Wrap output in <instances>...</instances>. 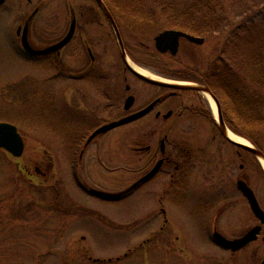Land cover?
Here are the masks:
<instances>
[{
    "label": "rangeland",
    "instance_id": "rangeland-1",
    "mask_svg": "<svg viewBox=\"0 0 264 264\" xmlns=\"http://www.w3.org/2000/svg\"><path fill=\"white\" fill-rule=\"evenodd\" d=\"M32 1L33 6L41 5L34 20L40 30L47 27L57 13L58 22H66L68 6L78 10L85 5L83 0ZM186 1L191 0H181ZM221 2L223 13L216 16L222 20L219 31L198 36L204 40L202 45L182 41L175 57H162L171 70L203 74L210 65L227 61V51L231 52L233 44L229 38L231 31L235 36L236 31H243L250 24L256 26L254 36L240 33L252 38L244 41L264 40L259 32V27L264 25V0ZM33 6L26 0H6L0 6V123L15 126L25 145L19 159L0 151V264H245L242 255H229L210 239L199 217L192 215L190 205L178 209L168 203L164 205V218L158 201V180L132 198L119 202L88 198L73 186L64 158L67 144L51 137L53 127L64 122L63 105L52 107L44 95L53 85L44 72L47 68H33L22 59L17 47V24ZM161 31L160 27L150 24L119 25L131 63L153 76L181 81L176 79H182L177 75L164 74L130 57L143 59L145 54L155 53L154 37ZM106 32L101 28L93 34L105 35ZM44 33L46 36L39 37V44L52 40L49 31ZM111 43L96 49L104 60L118 57L116 41ZM119 72L122 76L121 62ZM259 89L264 96V88ZM208 110L214 117L209 105ZM128 129L119 128L109 134L104 149L126 157ZM50 157L55 165L50 177L44 180L36 176L34 168L39 166L42 171L40 162ZM257 163L259 170L253 169L251 182L256 189H264V169ZM80 178L83 179L81 175ZM115 179H119V184L112 183ZM96 180L101 190L118 192L127 186L129 175L103 172ZM147 214L150 217L145 218Z\"/></svg>",
    "mask_w": 264,
    "mask_h": 264
},
{
    "label": "flooded vegetation",
    "instance_id": "flooded-vegetation-1",
    "mask_svg": "<svg viewBox=\"0 0 264 264\" xmlns=\"http://www.w3.org/2000/svg\"><path fill=\"white\" fill-rule=\"evenodd\" d=\"M26 1L34 5L32 0ZM83 1L85 5L78 10L68 6L66 22H58L57 13L42 30L34 23L41 10V5L37 3L17 24L15 33L22 59L33 68H47L44 72L48 74L49 84H53L48 92H44L48 102L52 107L63 105L64 122L53 127L51 137L67 144L64 158L72 174L73 186L88 198L119 202L132 198L158 180V201L164 218V205L169 203L179 209L188 204L193 209L192 215L199 217L203 223L210 239L214 233L230 241L247 234L254 236L240 250H227V253L242 255L245 264H263L264 221L259 215L264 214V189H256L251 182L253 169L259 168V160L227 140L208 110L207 94L160 87L136 76L120 56L113 28L114 24L119 30L117 10L109 9L103 3L109 19L95 0ZM72 25L73 35L59 51L33 55L23 47L24 39L30 50H44L60 42ZM101 28L107 31L105 35L93 34V31ZM45 31L50 32L52 40L39 44V37L46 36ZM112 41H116L118 57L104 60L102 53L96 49L108 46ZM182 41L192 44L180 39L179 47ZM126 55L129 56L127 52ZM159 55L175 57L169 53ZM119 62L122 64V76ZM157 78L172 85L183 82L207 88L217 99L198 72L187 79L176 78L181 81L175 82ZM149 107L144 116L93 137L101 127L135 116ZM126 127L129 128L128 151L126 157L122 158L118 152L105 150L104 144L109 134ZM261 153L264 156V152ZM53 160L50 157L44 159L45 162L41 161L39 165L42 171L39 166L34 168L36 176L44 180L49 178L55 165ZM103 172H125L129 175L127 186L118 192L101 190L96 178L102 176ZM262 177L264 179V174ZM112 183L119 184V179ZM239 183H244L252 191L261 211H258V215L251 210L247 198L238 189ZM100 193L121 195L106 198ZM146 217H150V214Z\"/></svg>",
    "mask_w": 264,
    "mask_h": 264
},
{
    "label": "trees",
    "instance_id": "trees-1",
    "mask_svg": "<svg viewBox=\"0 0 264 264\" xmlns=\"http://www.w3.org/2000/svg\"><path fill=\"white\" fill-rule=\"evenodd\" d=\"M109 9L118 12V25L150 24L160 30H180L193 36L215 34L221 28L223 13L221 0H102ZM146 8V9H145ZM159 8L160 11L151 10ZM148 9V10H147ZM150 9V10H149ZM216 17L212 20L210 17ZM263 21V20H262ZM214 22V24H213ZM263 26V27H262ZM259 27L264 37V25ZM256 29L250 24L243 31H233L231 52L227 51V61L221 60L210 65L202 78L219 100L223 120L229 130L248 139L258 150L264 152V96L259 88H264V40L252 39L240 33L252 34ZM239 35H238V34ZM253 35V34H252ZM258 35V30L255 36ZM254 36V35H253ZM130 57L138 63L157 68L160 72L187 79L190 70H171L163 56L156 53L145 54V58ZM186 72V73H185Z\"/></svg>",
    "mask_w": 264,
    "mask_h": 264
},
{
    "label": "water",
    "instance_id": "water-1",
    "mask_svg": "<svg viewBox=\"0 0 264 264\" xmlns=\"http://www.w3.org/2000/svg\"><path fill=\"white\" fill-rule=\"evenodd\" d=\"M95 1L101 8L104 9V13L109 17V14L106 11L105 6L103 5L102 1L101 0H95ZM4 2H5V0H0V5L3 4ZM109 19H110V17H109ZM113 28H114L117 44H118V47L120 50V56L124 60V62L127 64L128 68L136 76H138L139 78H141V79H143V80H145L151 84H154V85H157L160 87H167V88H172V89H176V90H196V91H200V92L207 94L209 99L215 105L216 119H217V123L219 125V128H220L221 132L223 134H225L227 137V133L230 131L227 129V127L225 126V124L223 122L219 102L209 92V90L207 88L198 87V86H184V85L167 84L165 82H159L156 80H152L150 78H147V77H144V76L138 74L129 66V64L127 62V57H126V53H125L124 46H123V41H122L121 35L119 33V30L117 29V27L114 24H113ZM73 31H74V25L71 26L69 33L60 42H58L57 44L52 45L50 47H47L46 49L41 50V51L30 50L27 47L26 41L24 39H23V47L29 53H31L33 55H46V54H49L52 52H56V51H59L60 49H62L65 45H67V43H69V41L73 35ZM180 39H185L189 43L196 44V45H202L204 42V40L202 38H197V37L188 35L186 33H183L181 31L165 30V31L160 32L159 34H157L154 37V48L160 54L169 53L171 56H175L178 52ZM149 110H150V107L143 110L142 112H140L139 114H137L135 116L128 117L125 119H121L119 121L105 125V126L101 127L100 129H98L93 134V137L97 134L105 133V132L110 131L114 128H117V127H120L124 124H127L136 118L144 116ZM227 140L229 142H231L232 144L239 146L242 149L248 151L253 156H255L257 159L263 160V162H264L263 154L260 151L256 150L250 143H248L247 145L238 144V143L231 141L228 137H227ZM24 146H25L24 145V139L20 136V134L18 133L17 128L15 126L10 125V124H6V123H0V150H4L8 154H10L13 158H20L23 154ZM148 177H150V175L146 176L142 180H146ZM238 189L240 191H242L243 195L247 198L251 210L255 214L258 215V211L259 212H261V211L258 209L255 197H254L252 191L250 190V188H248L244 183H239ZM100 195L103 197H106V198H114V197L120 196L121 194L100 193ZM262 215H263V217H262ZM262 215L261 216L259 215V217H261V219H263V221H264V214H262ZM212 238H213V241L218 246H220L221 248H223L225 250H230L232 252H236V251L240 250L241 248H243L245 245H247L249 242H251L254 239V236H252L251 234H247L245 237H243L241 239L230 241V240H227V238L220 235L219 233H214Z\"/></svg>",
    "mask_w": 264,
    "mask_h": 264
},
{
    "label": "bare ground",
    "instance_id": "bare-ground-1",
    "mask_svg": "<svg viewBox=\"0 0 264 264\" xmlns=\"http://www.w3.org/2000/svg\"><path fill=\"white\" fill-rule=\"evenodd\" d=\"M128 63H129V66H130L135 72H137L138 74H140V75H142V76H144V77L150 78V79H152V80L162 81V80H160L159 78H157V77L151 75L149 72H147V71H145V70H143V69L137 67L136 65H134L133 63H131L129 60H128ZM206 98H207V100H208V102H209V107H210V109H211L212 114H213L214 116H216L215 105H214L213 102L209 99V97H208L207 95H206ZM227 137H228L231 141H233V142H235V143L243 144V145H247V142H246L245 140H243L242 138H240V137H238V136L232 134L231 132H228V133H227ZM261 165H262V167H263V169H264V164H263V162H261Z\"/></svg>",
    "mask_w": 264,
    "mask_h": 264
}]
</instances>
